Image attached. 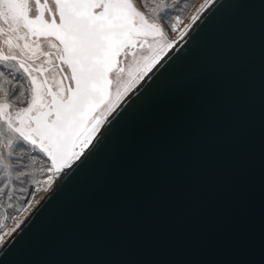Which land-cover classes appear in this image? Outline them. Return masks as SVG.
<instances>
[{
  "label": "water",
  "instance_id": "obj_1",
  "mask_svg": "<svg viewBox=\"0 0 264 264\" xmlns=\"http://www.w3.org/2000/svg\"><path fill=\"white\" fill-rule=\"evenodd\" d=\"M197 32L185 94L131 131L107 169L53 200L63 169L0 254L11 248L14 264H264V0H214L157 67L188 64Z\"/></svg>",
  "mask_w": 264,
  "mask_h": 264
},
{
  "label": "snow or ice",
  "instance_id": "obj_2",
  "mask_svg": "<svg viewBox=\"0 0 264 264\" xmlns=\"http://www.w3.org/2000/svg\"><path fill=\"white\" fill-rule=\"evenodd\" d=\"M152 2L153 14L169 7L167 0ZM243 23L242 16L229 20L237 30ZM199 35L191 37L188 64L180 65L177 57L157 67L172 42L134 0H0V77L7 70L9 76L22 72L30 93L27 107L15 108L7 91L0 98V146L8 157L14 138L38 148L51 161L49 182L68 169L53 190L51 198L57 199L77 182L107 169L116 146L131 131L157 120L185 94L199 55ZM145 77V86L116 111ZM0 162L9 167L3 150ZM11 253L6 248L0 264H14Z\"/></svg>",
  "mask_w": 264,
  "mask_h": 264
},
{
  "label": "rangeland",
  "instance_id": "obj_3",
  "mask_svg": "<svg viewBox=\"0 0 264 264\" xmlns=\"http://www.w3.org/2000/svg\"><path fill=\"white\" fill-rule=\"evenodd\" d=\"M213 1L209 0L206 3L205 0H190L188 2L184 0H172L168 2L169 7L163 12L153 14L149 11L156 6L152 0H148L147 7L145 6V0H134L141 11L148 13L161 25L165 38L172 42V47L163 54L162 59L174 48L176 43ZM201 5H204L202 10ZM188 25L190 26L186 28ZM13 76H17V73L13 72ZM8 81L5 80V76L0 77L1 85H4ZM140 83L119 102L116 111ZM21 90L24 91L23 89ZM4 93V89L0 90V98L4 96ZM27 98L28 96L25 101H23L24 99L20 101L16 98L9 103L15 108L27 107ZM110 117L108 116L107 120ZM2 139L0 137V140ZM21 142L22 140H15L14 138L11 150L13 155L11 157L7 156L8 150L0 146V150H3L5 153L7 165H9V167H6L4 162H0V237H2L0 248L19 229L32 210L57 181L55 177H53L51 182L48 180V177L52 175L48 171L51 167L50 160L38 148H34L28 143V146L24 148L20 144ZM18 160L20 163H18Z\"/></svg>",
  "mask_w": 264,
  "mask_h": 264
},
{
  "label": "trees",
  "instance_id": "obj_4",
  "mask_svg": "<svg viewBox=\"0 0 264 264\" xmlns=\"http://www.w3.org/2000/svg\"><path fill=\"white\" fill-rule=\"evenodd\" d=\"M172 0H167V2H170ZM185 2H188L190 0H184ZM193 1H196V0H193ZM2 70V69H0ZM8 71H11V70H7L5 71V80H9L7 83H4V85H1V82H0V90H3L4 88H8V92L7 93H10L9 95V102L16 99L17 97H19V100L22 101H25L26 100V97L28 96L27 98V101L29 99V94H28V91H27V88H28V85L26 83H24L23 81H19L17 80V76H13V73H12V76H9L8 75ZM17 80V81H16ZM20 89H23L24 90V95L22 97H24L23 99L20 98L19 96V93H20ZM5 91H7L6 89H4ZM18 99V98H17ZM26 101V103H27ZM22 144V146L25 148V144L23 143H20Z\"/></svg>",
  "mask_w": 264,
  "mask_h": 264
},
{
  "label": "flooded vegetation",
  "instance_id": "obj_5",
  "mask_svg": "<svg viewBox=\"0 0 264 264\" xmlns=\"http://www.w3.org/2000/svg\"><path fill=\"white\" fill-rule=\"evenodd\" d=\"M17 80H19L20 82L23 81L24 83H26L28 85L27 77H25L22 72L21 73H17ZM4 89H6L7 92H8V88H4ZM20 98L23 99L24 97H20ZM21 143H23V144L28 146V144L26 142H24V141H22Z\"/></svg>",
  "mask_w": 264,
  "mask_h": 264
}]
</instances>
